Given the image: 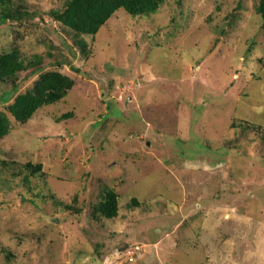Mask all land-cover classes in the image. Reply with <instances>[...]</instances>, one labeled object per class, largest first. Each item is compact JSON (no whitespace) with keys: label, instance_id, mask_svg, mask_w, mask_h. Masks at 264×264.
<instances>
[{"label":"rangeland","instance_id":"obj_1","mask_svg":"<svg viewBox=\"0 0 264 264\" xmlns=\"http://www.w3.org/2000/svg\"><path fill=\"white\" fill-rule=\"evenodd\" d=\"M64 1L12 0L0 24V55L44 68L0 84V264H264L259 0L118 10L93 37L53 19ZM47 72L72 88L19 125L8 106Z\"/></svg>","mask_w":264,"mask_h":264},{"label":"trees","instance_id":"obj_2","mask_svg":"<svg viewBox=\"0 0 264 264\" xmlns=\"http://www.w3.org/2000/svg\"><path fill=\"white\" fill-rule=\"evenodd\" d=\"M165 0H65L61 8L49 11L56 22L61 23L74 35L94 36L118 10H124L131 17L148 16L156 12ZM16 8V9H15ZM22 7H15L12 0H0V24L8 21L20 22L23 18ZM258 15L264 23V0H259L256 8ZM41 57L35 56L34 60L23 62L17 50L0 55V84L13 83L20 73L32 69V73L44 70L40 65ZM15 86V85H14ZM73 81L57 73L47 72L40 76L34 88L25 94L17 96L8 106L9 114L19 125H24L32 118L34 113L45 106L54 105L61 101L72 88ZM11 94L5 93L1 101L7 102ZM63 115L62 118H69ZM10 127L6 115H0V138L5 136ZM30 167V166H28ZM70 210L71 207L63 206ZM116 196L112 191H107L102 201L95 208V213L105 219L116 216Z\"/></svg>","mask_w":264,"mask_h":264},{"label":"built area","instance_id":"obj_3","mask_svg":"<svg viewBox=\"0 0 264 264\" xmlns=\"http://www.w3.org/2000/svg\"><path fill=\"white\" fill-rule=\"evenodd\" d=\"M123 253L126 255V260L129 261V263H133L140 253V248L139 246L127 247L123 250Z\"/></svg>","mask_w":264,"mask_h":264}]
</instances>
